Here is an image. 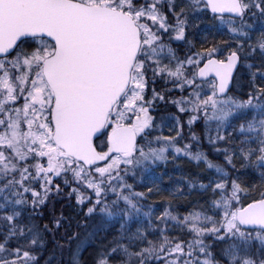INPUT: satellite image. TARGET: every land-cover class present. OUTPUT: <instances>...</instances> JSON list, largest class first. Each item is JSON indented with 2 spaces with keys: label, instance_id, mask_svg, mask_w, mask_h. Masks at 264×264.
<instances>
[{
  "label": "snow or ice",
  "instance_id": "1",
  "mask_svg": "<svg viewBox=\"0 0 264 264\" xmlns=\"http://www.w3.org/2000/svg\"><path fill=\"white\" fill-rule=\"evenodd\" d=\"M182 159L197 171L162 188ZM90 247L264 264V0H0V264Z\"/></svg>",
  "mask_w": 264,
  "mask_h": 264
},
{
  "label": "trees",
  "instance_id": "2",
  "mask_svg": "<svg viewBox=\"0 0 264 264\" xmlns=\"http://www.w3.org/2000/svg\"><path fill=\"white\" fill-rule=\"evenodd\" d=\"M209 38L211 39V37H209ZM222 38L227 39V37H221L218 35L215 37L217 42H219ZM199 39H200V37L198 36L197 40H199ZM157 87H160V86L158 85ZM185 119H187V117H185ZM193 130L202 139V143L199 146L200 150L210 153L211 152V146L207 142H205L206 139L204 138V135L202 133V126L197 123L193 127ZM184 132H185V136L187 137L188 136V129L185 128ZM187 142H188V140L185 139V141L183 143H187ZM181 146H182V144H181ZM212 155H215V154L212 153ZM177 164H179L180 166L176 167V165H174L173 163H169L167 166H165L164 170H162V173H164L163 182L161 183L162 187L164 186L167 189H172L174 187L172 182L169 181L170 176L175 179L176 177H179L181 175L187 176V175L195 173L197 171L195 165L188 163V161L186 159H182L180 161H177ZM137 190L146 192V188H138ZM189 199L194 200V199H198V197L195 195V193H193V195ZM145 203H146V207L144 209L145 211L148 210L147 205H152V206H154L155 213L157 215H159V213L163 211V207L165 204V197L163 195H152L149 197V199ZM60 206L61 205H59V204L57 205L58 208ZM177 206L179 208V211H181V212H184L186 210V207H187L186 202L183 199L177 202ZM118 228H119V225L115 224L113 227H110L109 229H107V231L102 232L101 236L105 237L107 240H111L113 238V236L116 235ZM48 254H50V253H48ZM48 254L45 255V258H47ZM94 254H95V248L90 247V248H88V250L86 252L83 253L84 259L86 261H88L90 264L91 257Z\"/></svg>",
  "mask_w": 264,
  "mask_h": 264
},
{
  "label": "rangeland",
  "instance_id": "3",
  "mask_svg": "<svg viewBox=\"0 0 264 264\" xmlns=\"http://www.w3.org/2000/svg\"><path fill=\"white\" fill-rule=\"evenodd\" d=\"M198 124H200L201 126H202V133H203V135H204V138H205V130H204V126H203V123L202 122H198ZM195 125H193V127H194ZM165 134H168V131H167V129H165ZM215 133H213V135H214ZM206 139V138H205ZM184 142V141H183ZM183 142H181V144H183ZM205 142H207V140L205 141ZM164 168H165V166L164 165H161L160 166V168L157 170V174H159V173H162V170H164ZM161 187H162V185H160ZM162 188H166V187H162ZM149 210V209H148ZM147 210V211H148ZM42 264H43V262H42Z\"/></svg>",
  "mask_w": 264,
  "mask_h": 264
}]
</instances>
